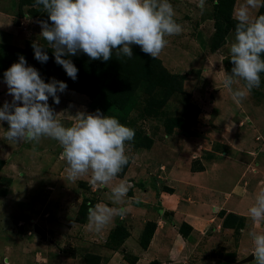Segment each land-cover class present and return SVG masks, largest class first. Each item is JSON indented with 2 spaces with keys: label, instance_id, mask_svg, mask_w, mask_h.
Returning a JSON list of instances; mask_svg holds the SVG:
<instances>
[{
  "label": "rangeland",
  "instance_id": "374dc122",
  "mask_svg": "<svg viewBox=\"0 0 264 264\" xmlns=\"http://www.w3.org/2000/svg\"><path fill=\"white\" fill-rule=\"evenodd\" d=\"M236 1L240 2L205 0V9L201 12L197 7L199 0H169L175 12L174 18L182 26V31L178 35L165 37L168 43L158 57L153 59L137 45H132L131 59H118L115 52L107 62L93 61L83 53L65 57L70 58L78 69L74 82L62 66L55 63L52 50L45 49L52 58L48 66H43L42 71L38 70L39 74L48 81L55 78L67 84V90L58 93V105L53 103L51 97L48 100L57 119L65 126H70L78 111L94 114L99 109L103 115L116 117L121 124L135 131L134 139L125 143L128 158L139 147L145 148L148 143L153 144V153L157 158H168L172 156L171 153L176 154L173 155L175 157L172 156L174 165L176 164L172 165V169L177 171L196 172L193 171L196 163L191 166L192 161L213 162L218 158H230L245 165L246 171H255L260 187L263 188L264 73H261L260 87L246 91L245 99L240 103L233 101L222 84L224 72H230L233 66L228 58L236 24L233 18L234 11L238 8ZM33 3L34 0H0V13L6 18L0 20V49L3 50L4 47L15 62L19 55H23L27 64L35 68L40 62L34 58L32 43L37 41L48 46L39 36L41 28L37 23L39 20H46L47 14L43 13L42 7H33ZM258 10L259 8L256 12L252 10V19L256 18ZM76 85L82 86L89 93L76 92ZM106 85H116V89L128 87L129 94L127 97L123 95L126 102L117 106L107 100L102 95ZM243 86L244 82L239 81L233 88ZM82 99L86 101L83 104L80 101ZM7 129V123L0 122V264H54L52 257L61 248V244L66 243L62 247L67 248L75 246V241H69V236L60 239L64 227H60L58 222L48 225L50 233L49 228H43L42 220L37 221L39 215L43 216L40 210L51 212L42 206L46 202L42 198L43 191H55L58 188L53 176L48 175L47 168H42V162L52 159L64 162L60 168H68V165L61 157L62 148L57 141L44 137L33 148L31 143H16L5 139ZM57 150L58 156L54 154ZM182 152L188 155H182ZM138 155L135 154V157ZM127 166L115 178L126 181L130 185V192L134 187L142 189L145 181L128 178ZM206 167L214 179L218 175L217 180L225 181L220 178L225 172L212 175V165ZM135 173L133 170L132 174ZM81 176L77 181L91 178V173ZM155 178H146L150 180V184L146 186L153 188ZM84 185H87V190L82 191H75L74 187L68 186L63 205L59 199H54L49 200L48 206L57 211L64 208V214L68 212L66 217L70 219L71 211L86 200L93 203L101 201L100 195L96 198L95 193L93 195L97 188L107 190V185L94 186L92 182ZM88 186H92L91 194L88 193ZM167 186H164L166 191L172 190ZM178 186L176 184L177 190L181 191L182 186ZM260 187L254 188L253 193L258 192ZM180 202L185 203L184 200ZM253 202L252 197V201L242 203L246 210L236 209L234 203L226 202L221 205V202L215 205L214 211H209L205 222L200 221L195 226L181 219L172 223L171 219L170 226L173 228L169 229L171 227L168 224V231H161L162 236L151 230V226L157 222L146 221L145 227L148 226L141 242L152 232L150 240L169 242V247L158 251L163 257L152 256V259H145L146 262L141 264H252L253 245L248 232L254 230L264 233V222L253 223L249 218L248 208ZM77 209L78 207L75 210ZM234 209L242 212L240 215L232 213ZM226 210L231 212L228 213L231 214L230 218L220 213L225 214ZM78 215L82 216L81 213ZM170 215L167 211L164 220ZM60 216L66 219L65 215ZM147 216L150 215H146V220H150ZM117 223L120 224V221ZM162 224L167 226L163 222ZM156 227L155 225L154 229ZM61 240L65 242L62 243ZM249 256L252 258L244 261Z\"/></svg>",
  "mask_w": 264,
  "mask_h": 264
},
{
  "label": "clouds",
  "instance_id": "9594fccd",
  "mask_svg": "<svg viewBox=\"0 0 264 264\" xmlns=\"http://www.w3.org/2000/svg\"><path fill=\"white\" fill-rule=\"evenodd\" d=\"M41 8L48 20H39V36L48 47L34 41V58L44 64L49 60L45 49L50 48L55 63L62 66L67 76L77 79L78 69L70 58L79 53L91 60L109 61L116 57H133L132 45L153 59L166 47V36L178 35L182 26L177 23L169 0H34L32 5ZM264 6L260 0H246L235 14L236 24L229 47L228 60L233 65L224 72L223 87L236 103L245 99L246 91L259 88L264 73V15L255 19L249 16V7ZM197 7L205 9V0ZM50 21V23H49ZM7 94L12 100L0 106V122H6L5 139L19 143H31L33 148L41 138L58 142L61 157L68 165V178L91 173L93 184L108 185L128 164L125 143L135 137V131L119 122L116 117L78 111L70 126L57 119L48 103H60L58 93L67 90L63 81L51 78L45 82L38 70L27 64L23 55L3 73ZM239 81L243 88H233ZM130 185L122 181L111 188L108 199L121 205ZM254 202L248 208L253 223L264 222V188L254 194ZM127 208H111L97 203L88 208V227L102 230L115 215L123 218ZM254 260L252 264H264V233L250 230Z\"/></svg>",
  "mask_w": 264,
  "mask_h": 264
},
{
  "label": "crops",
  "instance_id": "0c3cea01",
  "mask_svg": "<svg viewBox=\"0 0 264 264\" xmlns=\"http://www.w3.org/2000/svg\"><path fill=\"white\" fill-rule=\"evenodd\" d=\"M235 4L238 8H236L234 11V19L235 14L240 9V7L242 5H246V0H240V2L236 1ZM258 8L249 7L248 11L250 18H252V10L253 12H256ZM1 14L2 13H0V20H6L5 16H2ZM5 25H3L4 28ZM7 91V85L1 80L0 106L3 105L4 101L10 102L12 100V97L7 94ZM80 101L81 104H83L82 102H86L83 99ZM153 147V144L150 145L149 148L139 147L137 151L131 156L132 158H129L130 162L127 166V177L143 180L145 181V186H143L142 189L134 187L131 189V192L128 191L121 205L112 204V202L108 199V196L110 195L111 188L122 182V178H114L107 185V187H105L107 190L104 188L99 190L97 188V190L93 192V195L95 193V198L97 195L98 197L99 195L101 196V201L97 200L94 205L101 203L111 208H127V214L123 218H121L119 215H115L110 223H108L102 230L98 232L88 227V211L83 218H81L82 216L80 217L78 215L80 205L76 206L74 210L71 211L72 217L70 219H67L66 217V213L68 212L64 214V208L57 211L48 206L49 200L54 199H59L63 205L68 192V186L69 188L74 187L75 191L87 190L88 184H84L91 183V178L87 177V179L83 178L77 181V179H79L78 177H82L78 176L75 180H72L68 178L66 171L67 167H59L62 166L64 162L52 159L51 161L45 160V162H42V168H47L48 175L53 176L54 181L58 183V185H56L58 187L57 189H62L65 191L57 192V189L55 191L54 189L43 191L42 198H45L46 202H43L42 206H45L44 209H49L51 212H48V214L45 210H40V214L43 216L39 215L37 221H43L41 223L43 228H49L48 225L58 222V225H61L60 227H64L61 230L62 237H60V239H66V237L69 236V241L72 239L75 241L73 244L75 246L63 248L62 246H64L66 243H64L65 241L63 242L61 240L64 245L61 244V248L55 252L53 257L50 255L52 258H54V261L52 259L54 264H64V262L68 264L69 260V264L144 263L152 256H162L158 251L169 247V242L153 241L152 239L149 241L146 247H142L140 245L139 241L146 221H154V223L157 222V224H155L157 227L153 232L159 236L163 235L161 231H168V224L170 226L171 221L172 223H176L177 219H181V221L184 220L186 223H193L195 226V224H198L200 221L203 222L209 211H214L215 205H219L221 202V205H224L226 202L228 204L234 203V207H236V209L243 208L246 210V208L242 207V203L244 201L247 203L248 201H252V197L254 198L253 192H255L254 188L256 189L257 187L261 186L260 181L257 178L258 175L255 173V171H246L244 168L245 165L237 160L234 161L230 158H223L221 160V158H218L217 160H213V162H203V160H200L198 163V161H192L193 163L191 162V166L196 163V168L193 169V171L196 172L177 171L174 168L172 169V165H174V159H172V156L176 154L171 153L172 156H169L168 158H157L153 153ZM41 150H44V148ZM54 154L58 156V150L55 151ZM135 154H139L138 157H135ZM182 155L187 156L188 154L182 152ZM206 165H212V175L213 173L217 172L220 174L225 172L224 175L219 174L220 178L222 177L225 181L217 180L218 175H215L214 179L209 174V170L207 169ZM174 166H176V164ZM133 170L136 172L135 174H132ZM242 173H244V176ZM235 174H238V176H235ZM153 177H156V180L154 181L155 185L153 188H150V186L146 185L148 183L150 184V180L148 179ZM244 177L246 178L244 179ZM175 181L177 183H175ZM78 184L80 185L78 186ZM176 184L182 186L181 191H179V189L177 190ZM225 185L226 187H224ZM94 186H96V184H94ZM164 186H167L172 190L166 191ZM48 188L50 189L51 187ZM88 189V193L91 194L92 186H88ZM182 200H184L185 203H181L180 201ZM67 205L68 204L66 203V206ZM77 207L78 209L76 211L75 209ZM175 207L176 209L174 210ZM178 207H180V209H177ZM68 209L69 211L71 210L69 207ZM173 210L175 211L174 213L172 212ZM167 211H169L171 215L166 220H164V212ZM232 211V213L239 215L242 212V210L237 212L238 210L236 211L235 209ZM31 213L35 214L34 211ZM217 213H219V211ZM228 213L231 212L226 210L225 214ZM60 214L63 216L65 215L66 219H62ZM146 215H150L147 216L150 220H146ZM77 217H80V220H77ZM117 221L121 222L122 226L127 232V235L119 241L110 238V233L115 228ZM160 222L167 224V226L164 224L161 225ZM172 228L173 227L169 229ZM49 229L48 232L51 233V229ZM53 235H55V233ZM75 236L77 238H75ZM19 252L21 251L19 250Z\"/></svg>",
  "mask_w": 264,
  "mask_h": 264
},
{
  "label": "trees",
  "instance_id": "16d2710c",
  "mask_svg": "<svg viewBox=\"0 0 264 264\" xmlns=\"http://www.w3.org/2000/svg\"><path fill=\"white\" fill-rule=\"evenodd\" d=\"M261 4L264 5V0H262ZM259 15H264V6L259 7V10H258V13H257L256 17L259 16ZM46 20H48L47 16H46ZM49 23H50V21H49ZM8 54H10V53H6L4 47H3V50L0 49V79L2 81H4V78H3L4 71H6L13 64V62H15V60L12 58V56L11 55L9 56ZM51 58L52 57H49V60L46 63H44V64L40 63V65H36L35 68L37 70L42 71V67L43 66L46 67V66L49 65V61L51 60ZM16 62H18V60ZM44 73H46V71H44ZM42 79L45 82H49L46 78L42 77ZM115 87H116V85H113L111 87L106 85L104 90H102L103 91L102 95H104L107 98V100H109L111 103H113L114 105L118 106L119 103L123 104V103L126 102V98L123 99V95H126V97H127L129 92H128V87L126 88V86H121L118 89H116ZM74 89L78 93H82V94L89 93L87 90H84L82 88V86L76 85L74 87ZM98 90H99V93H100L101 90L99 89V87H98ZM150 145H151V143H148L147 145L145 144V148H149ZM128 164H129V161H128ZM86 202L88 203L87 205H86ZM86 202L82 203L79 206L78 214L81 213V215H82L81 218H83L87 214L88 208L90 206L94 205V203L92 201H90V200H86ZM220 213L222 214V216L229 217V218L231 217V214L225 215L223 212H220ZM77 220H80V217H77ZM147 226L148 225H146V227ZM154 226L155 225L151 226V230L152 231H154ZM146 227L144 226V230H143V233H142L140 241H139L140 245L142 247H146L147 246V244L149 243V240L151 238V234H152V232H149V235H147V238L144 240V242L143 243L141 242L142 239H143ZM126 235H127V232L125 231V228L122 226V224L120 222V224L116 223L115 228L110 233V238L111 239H116L117 241H119V240H122Z\"/></svg>",
  "mask_w": 264,
  "mask_h": 264
},
{
  "label": "water",
  "instance_id": "95a60500",
  "mask_svg": "<svg viewBox=\"0 0 264 264\" xmlns=\"http://www.w3.org/2000/svg\"><path fill=\"white\" fill-rule=\"evenodd\" d=\"M164 216H167V212H164ZM252 258V256H249L248 258L244 259V261H248ZM153 264H159V263H153Z\"/></svg>",
  "mask_w": 264,
  "mask_h": 264
}]
</instances>
